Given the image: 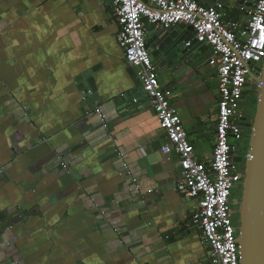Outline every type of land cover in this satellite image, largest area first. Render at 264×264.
Returning <instances> with one entry per match:
<instances>
[{
  "label": "crops",
  "instance_id": "1",
  "mask_svg": "<svg viewBox=\"0 0 264 264\" xmlns=\"http://www.w3.org/2000/svg\"><path fill=\"white\" fill-rule=\"evenodd\" d=\"M145 29L147 43L158 28ZM117 32L111 0H0V264L208 261L151 104L123 101L143 89ZM213 55L176 77L156 68L201 162L215 146ZM91 69L96 107L76 82Z\"/></svg>",
  "mask_w": 264,
  "mask_h": 264
},
{
  "label": "built area",
  "instance_id": "2",
  "mask_svg": "<svg viewBox=\"0 0 264 264\" xmlns=\"http://www.w3.org/2000/svg\"><path fill=\"white\" fill-rule=\"evenodd\" d=\"M111 8L124 61L135 70L159 128L165 133L161 154L178 156L181 175L176 191L195 201L191 221L199 226L209 248L207 264H239L231 206L238 172L232 161L236 148L230 140L241 141L244 123H248L243 122L245 117L239 111L243 91L250 82L247 66L260 67L264 59V0L253 1L246 27L240 32L237 23L223 21V6L219 3L207 7L196 0H111ZM177 24L192 27L193 39L214 53L208 63L217 70V122L215 146L207 162L196 158L172 104L173 93L159 83L157 69L145 47L146 25L162 29ZM95 113L101 117L99 109Z\"/></svg>",
  "mask_w": 264,
  "mask_h": 264
},
{
  "label": "water",
  "instance_id": "3",
  "mask_svg": "<svg viewBox=\"0 0 264 264\" xmlns=\"http://www.w3.org/2000/svg\"><path fill=\"white\" fill-rule=\"evenodd\" d=\"M199 3L207 7L221 4L224 22H228L230 18L241 20L242 16H247L244 11L247 4L244 0H199ZM240 11L243 13L240 14ZM245 27L246 24H243L237 31ZM155 40L157 42L153 44ZM241 41L245 42V39ZM145 47L155 67L160 72H169L173 77L205 67L202 56L209 49L207 45L193 39L192 27L184 24L158 29L156 36ZM247 69L249 84L255 85L258 91L253 122L244 123V128L250 130L247 155L245 158L236 153L232 156L234 164H244V170L237 174L242 190L241 199H234L231 203L236 208L234 214H237L238 219L235 229L239 264H264V59L260 67L248 64ZM94 72L95 69H91L76 78L85 98L84 104L92 107H96L97 103V97L93 96L94 80L91 78ZM122 98L130 105V110L133 107L140 110L139 105L144 107L146 102L150 103L143 90H133ZM246 120L244 118L243 122Z\"/></svg>",
  "mask_w": 264,
  "mask_h": 264
},
{
  "label": "rangeland",
  "instance_id": "4",
  "mask_svg": "<svg viewBox=\"0 0 264 264\" xmlns=\"http://www.w3.org/2000/svg\"><path fill=\"white\" fill-rule=\"evenodd\" d=\"M247 95L245 97V99L241 102L240 104V113L242 114L243 117L247 118V122L248 123H252L253 122V118H254V111H255V107L256 104L254 106L253 104V95H255L257 93V87L255 85L249 84L247 87ZM249 130V129H246ZM246 130H244L243 132V137L241 141L236 142L234 139H231V142L234 144H238L240 146H245L247 143V136H246ZM236 171L239 172L240 170V166L238 164H236ZM241 188L239 186H235V188L231 191V196L234 199H241ZM236 210V208H234ZM235 219H237V217H235Z\"/></svg>",
  "mask_w": 264,
  "mask_h": 264
},
{
  "label": "trees",
  "instance_id": "5",
  "mask_svg": "<svg viewBox=\"0 0 264 264\" xmlns=\"http://www.w3.org/2000/svg\"><path fill=\"white\" fill-rule=\"evenodd\" d=\"M249 84L246 85V87L248 86ZM245 87L244 91H243V100L245 99L246 95H247V88ZM253 104L255 106L256 104V99H255V95H254V99H253ZM254 115V114H253ZM246 136H247V143L245 146H240V145H232L234 146L236 149L235 151L240 155L242 156L243 158H245V156L247 155V152H248V146H249V136H250V130H246ZM240 166V170L239 172H242L244 170V164L242 165H239ZM236 186H239V183L236 184ZM231 199H232V196H231ZM231 206L232 208L234 209L235 207H233L232 203H231ZM235 217H237V214L234 215V220H233V224L234 226H237L238 224V219H235Z\"/></svg>",
  "mask_w": 264,
  "mask_h": 264
}]
</instances>
